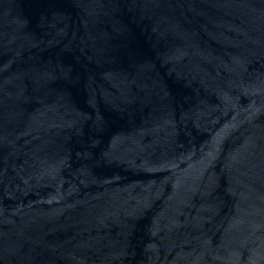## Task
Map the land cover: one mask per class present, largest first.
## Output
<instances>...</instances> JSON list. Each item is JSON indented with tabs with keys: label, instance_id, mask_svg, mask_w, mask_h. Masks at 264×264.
Instances as JSON below:
<instances>
[{
	"label": "water",
	"instance_id": "water-1",
	"mask_svg": "<svg viewBox=\"0 0 264 264\" xmlns=\"http://www.w3.org/2000/svg\"><path fill=\"white\" fill-rule=\"evenodd\" d=\"M0 264H264V0H0Z\"/></svg>",
	"mask_w": 264,
	"mask_h": 264
}]
</instances>
